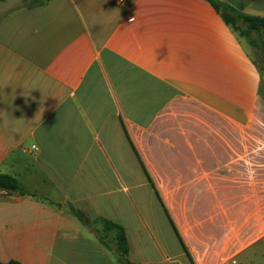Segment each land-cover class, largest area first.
<instances>
[{"label":"crops","instance_id":"crops-1","mask_svg":"<svg viewBox=\"0 0 264 264\" xmlns=\"http://www.w3.org/2000/svg\"><path fill=\"white\" fill-rule=\"evenodd\" d=\"M217 1L264 18V0ZM263 73L207 0H34L9 12L0 19V175L29 194L0 197V263L118 264L96 232L101 221L85 226L52 204L70 203L120 225L133 264H193L172 226L131 208L133 156L144 174L136 140L163 137L186 105L184 118L237 129L203 131L210 144L199 152L221 154V176L198 179L204 193L187 197L232 203L220 247L196 252L161 193L194 264H264ZM228 133L254 143L225 145Z\"/></svg>","mask_w":264,"mask_h":264},{"label":"rangeland","instance_id":"rangeland-1","mask_svg":"<svg viewBox=\"0 0 264 264\" xmlns=\"http://www.w3.org/2000/svg\"><path fill=\"white\" fill-rule=\"evenodd\" d=\"M33 2L34 0H0V19L9 12L28 6ZM234 25L237 35L245 41V46L250 50L254 60L259 65L264 64V33L249 31L247 26L238 18ZM262 93L264 98V89ZM189 108L186 105L179 106L178 111L174 113L176 116L174 115L173 118L171 116V121L165 125L163 137L158 139L149 137L143 141L137 139L136 142L143 145L140 154L180 227L185 240L196 252H203L205 246L212 248L220 247L221 239L226 238L228 234L227 227L230 219H232L227 213L230 204H232L230 201L227 203L213 202L204 199L203 196H201L200 200L195 201H188L187 199L189 197L188 193L191 191L196 192L199 190L200 193H204L205 187L195 183L198 179L201 178L203 181L201 183H204L205 179L221 176L217 170H213L216 168L215 163L218 162V159L214 158L219 157L221 154L209 155L199 152L200 146L210 144L208 137H204L207 134L203 131L211 130L214 132L220 129L233 131L237 129L227 126L216 119H205V122L201 121L203 118L196 114H191L184 118L185 114L191 111ZM231 134L228 133L227 137L223 140L225 145L244 146L254 143L252 138H249L247 141L245 137L238 139L232 137ZM241 135H244V133L239 131V136ZM183 145L188 148L190 145L193 148L190 152H185L183 149H180ZM239 155L242 156V154ZM250 156L249 154L248 157ZM132 163L134 171L140 179L137 187L133 188L132 191L134 201L131 208L147 211L150 224L172 231L164 209L157 200L153 189L148 184L134 156ZM174 163L181 166L174 168ZM228 168L225 166L221 174L234 177L235 168L233 166L232 170ZM193 184L197 185V187H192ZM52 204H57L59 208H64L71 214H73L74 210L80 211L70 203L66 205L59 203ZM126 208L125 210H129L130 208L128 202H126ZM89 220L92 224H97L101 221V219ZM104 237L107 242L116 246L114 233H109Z\"/></svg>","mask_w":264,"mask_h":264},{"label":"trees","instance_id":"trees-1","mask_svg":"<svg viewBox=\"0 0 264 264\" xmlns=\"http://www.w3.org/2000/svg\"><path fill=\"white\" fill-rule=\"evenodd\" d=\"M207 1L221 15V17L226 22V24L229 26H232L233 29L235 27V25H234L235 21L238 18L247 26V29L249 31L264 33V18L245 15V14L235 10L231 6L223 4L217 0H207ZM133 149L135 150L136 156H137V158H138V160L142 166V169L144 171V174L147 178L149 185L153 189V191L157 197V200L159 201L162 208L164 209V211H165V213H166V215L170 221L171 226L173 227L175 233L177 234V236L181 242V245L183 246L188 257L190 258V260L194 264L191 253L188 250L187 245H186L183 237L181 236V234H180V232H179V230H178V228H177V226H176V224H175V222L171 216V213H170V211H169V209H168V207H167V205H166V203H165V201L161 195V192H160L157 184L155 183L153 177L151 176L150 172L146 168L139 152L134 147H133ZM0 190H3V191L4 190H15V191H18L20 195L29 194L25 190V188L18 182V180L16 178H13V177L8 176V175H0ZM73 214L83 225L92 227V223L82 212L74 210ZM100 226H101V229H96V232L101 235L100 241L105 243L106 246L109 248H110V246L108 245V243L103 238H104V236H106L109 233H114V238L116 241V252H117L118 264H133L127 258L129 248H128L127 238H126L124 229L120 225H118L112 221L105 220V219L101 220ZM103 234H104V236H102ZM7 264H20V263L17 261H11Z\"/></svg>","mask_w":264,"mask_h":264},{"label":"water","instance_id":"water-1","mask_svg":"<svg viewBox=\"0 0 264 264\" xmlns=\"http://www.w3.org/2000/svg\"><path fill=\"white\" fill-rule=\"evenodd\" d=\"M5 192L0 194V197H16L18 195V191L15 190H4Z\"/></svg>","mask_w":264,"mask_h":264},{"label":"built area","instance_id":"built-area-1","mask_svg":"<svg viewBox=\"0 0 264 264\" xmlns=\"http://www.w3.org/2000/svg\"><path fill=\"white\" fill-rule=\"evenodd\" d=\"M124 0H111L112 3L116 4V5H121L123 3ZM36 148V147H33Z\"/></svg>","mask_w":264,"mask_h":264}]
</instances>
